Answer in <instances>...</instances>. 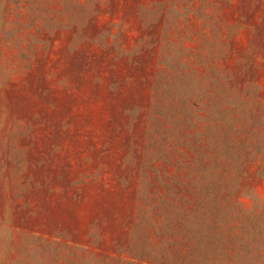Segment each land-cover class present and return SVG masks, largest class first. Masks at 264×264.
I'll return each mask as SVG.
<instances>
[{"label": "rangeland", "instance_id": "374dc122", "mask_svg": "<svg viewBox=\"0 0 264 264\" xmlns=\"http://www.w3.org/2000/svg\"><path fill=\"white\" fill-rule=\"evenodd\" d=\"M0 264H264V0H0Z\"/></svg>", "mask_w": 264, "mask_h": 264}]
</instances>
